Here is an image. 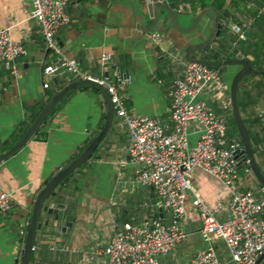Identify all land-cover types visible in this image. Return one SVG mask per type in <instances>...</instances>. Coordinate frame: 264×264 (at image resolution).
<instances>
[{
    "label": "crops",
    "instance_id": "obj_1",
    "mask_svg": "<svg viewBox=\"0 0 264 264\" xmlns=\"http://www.w3.org/2000/svg\"><path fill=\"white\" fill-rule=\"evenodd\" d=\"M156 1L73 0L68 8L70 23L55 35L59 49V54H55L45 49L37 25L29 19L31 0H0V30L8 28L10 37L26 50L24 57L15 60V75L0 68V156L11 149L24 134L27 121H33L55 95L80 82L56 79L50 81L47 89L42 88L43 68L57 55L74 61L92 77L111 81L119 74L128 77L130 84L123 91L125 107L134 114L170 125L167 91L187 62L185 48L208 38L212 18L208 10L224 26L207 51L199 50L196 55L223 62L222 84L221 88L205 89L200 99L226 119L231 109L229 87L240 70V66L228 62L239 58L264 71V15L255 17L261 0H162V4H174V17L182 29H189L198 20L196 30L185 33L174 26L163 8L157 9V21L154 20V10L149 14L147 5ZM252 18L245 38L238 39L245 41L241 52L234 53L238 44L237 39L232 41L236 35L231 26ZM152 34L158 36L156 41L150 38ZM104 55L109 56L105 64L101 60ZM252 75L240 81L237 100L241 118L250 123L252 132L263 134L264 126L256 113L264 111V74ZM107 114L106 102L98 89L75 86L55 104L36 135L0 162V189L11 195L14 204L9 213L0 214V264H20L35 201L44 188L48 196L58 185L59 182H53L54 176L92 142L103 128ZM188 131L192 146L198 139L196 125L191 123ZM102 139L78 169L77 175L82 178L73 176L52 200L53 207L63 204L61 212L67 220L56 223L48 214L43 217L41 231L34 238V264H81L83 254L89 255L87 264H107L104 256L91 253L108 244L110 224L139 223L152 213L149 204L154 202L155 194L134 182L127 134L114 112ZM192 185L209 205L229 201L228 190L204 172L193 173ZM235 188L260 194L251 174H240ZM192 199L193 195L188 193L186 213L181 220L186 238L169 254L160 256L159 264H190L193 256L206 248L208 242L199 232L200 221ZM226 216L221 212L217 219L223 221ZM52 225L58 226V230L52 231ZM212 246L222 264H233L221 240L214 239Z\"/></svg>",
    "mask_w": 264,
    "mask_h": 264
},
{
    "label": "built area",
    "instance_id": "obj_2",
    "mask_svg": "<svg viewBox=\"0 0 264 264\" xmlns=\"http://www.w3.org/2000/svg\"><path fill=\"white\" fill-rule=\"evenodd\" d=\"M73 0H31L29 19L38 32L47 51L59 54L56 33L70 23L68 8ZM264 13V0L255 17ZM254 17V18H255ZM248 19L232 25L237 39L244 38L254 21ZM153 41L158 36L152 34ZM24 46L9 35L8 28L0 30V68L16 74L15 60L24 57ZM105 64L108 55L101 59ZM63 79L91 80L101 86L109 96L119 124L127 134L128 161L133 166L134 182L150 188L155 194L152 213L139 223L110 224V239L105 247L92 252L104 256L107 264H159L158 258L169 254L187 236L181 227L188 193L193 195L192 206L197 210L200 234L207 246L197 252L190 264H222L212 242L221 240L233 264H255L264 253V188L260 194L250 189L239 190L237 169L241 162L251 174L248 161H243V147L239 140L227 134V120L216 114L200 99L210 86L221 88L222 71L195 62H184L183 71L167 91L170 125L147 115H137L124 105L123 91L130 79L122 74L111 81L92 77L81 71L72 60L62 56L43 68L42 88L50 81ZM256 117L264 126V111ZM196 125L198 139L189 144V125ZM195 171H201L218 180L229 192L226 204H207L192 185ZM120 176V173H117ZM14 204L9 193L0 189V214L9 213ZM221 212L227 214L217 219ZM159 214L162 216L159 217ZM89 255L83 254L80 263L87 264Z\"/></svg>",
    "mask_w": 264,
    "mask_h": 264
},
{
    "label": "water",
    "instance_id": "obj_3",
    "mask_svg": "<svg viewBox=\"0 0 264 264\" xmlns=\"http://www.w3.org/2000/svg\"><path fill=\"white\" fill-rule=\"evenodd\" d=\"M162 0H157L154 2L152 5H147L149 14H151V10L153 8L154 14L152 15L154 20L157 21V9L158 8H163L165 11L169 13V15L172 18V22L174 26L182 32H190L192 30H196V26L198 23V20H196L193 25L189 29H182L178 24L177 21L174 17V4H162ZM171 10V11H170ZM212 16L211 18V32L206 39L205 42L201 44H191L187 46L184 50V56L185 59L188 62H195L199 63L203 66L211 67V68H218V69H223L222 61H210L207 59V57L204 56H197L196 52L199 50L207 51V49L210 47L212 41L216 40L219 37L220 31L224 26L223 21L220 18H217L215 13L212 12L211 10H208ZM230 64H235L240 66V70L238 73L234 76V78L231 81L230 87H229V99H230V106H231V113L232 117L235 122L236 130L237 133L240 137V141L242 143L243 147V153L245 154V157L243 158V161H248V168L250 170L251 175L254 177L256 182L259 184V186L264 188V177L261 174V172L258 169V166L255 161V157L252 154L251 147H250V142H249V136H248V130L245 127V125L242 122L241 115L239 113L238 105H237V92L240 88V81L242 80L243 77L249 76L251 74H259L262 75L264 74V71L261 72H254L252 68L249 65V62H246L244 60H241L237 58L234 62H228ZM75 86H89V87H94L98 89L106 102L107 105V120L104 122L103 128L99 133L94 136L92 139V142L89 143V145L82 150L78 156L69 162L65 168L62 169V171L54 176L53 182H59L58 185L53 189V191L50 192L48 196H46V188L43 189V192L39 195L37 200L35 201V204L33 205L32 211L30 213L29 217V225L27 228V235L25 238L24 246L21 250V258H20V264H34L32 259L36 258V255L34 253V243H35V235L41 231V224H42V219L43 217L48 214L52 216V219L54 222L58 223L62 220L66 221L67 217L65 215H62L61 210L63 209V204H57L56 207L51 206V202L53 199L56 198V196L60 195L59 191L62 189L65 185L69 183V181L72 179L73 176L82 178L81 176L77 175L78 169L82 166L83 163H85L92 155L93 149L96 148L99 143L103 140V136L106 134L108 131L112 118H113V107L112 104L110 103V99L106 91L99 85H97L95 82L91 80H84L77 82L76 84H72L68 86L67 88L63 89L60 91L57 95H55L41 110V112L37 115V117L32 121L30 119L27 121L25 124L24 128L26 129L24 134L15 142L13 143L11 149L7 151L5 154L0 156V162L3 161L4 159L8 158L9 156L13 155L18 149L23 147L26 142L30 139H32L37 131L43 126L46 122V118L50 114V112L53 110L55 104L59 103V100L61 97L67 92L72 90ZM76 174V175H74ZM52 181L50 183H53ZM46 196V199L43 200V198ZM42 209V211H41ZM162 215L159 214V217ZM47 221L44 222V226L47 225ZM66 225H70V223H67ZM52 231H57L58 226L52 225L50 227ZM61 231H64L61 228ZM264 260V253L259 257L257 262L255 264H260L261 261ZM17 263V261H16ZM38 264V263H37Z\"/></svg>",
    "mask_w": 264,
    "mask_h": 264
},
{
    "label": "trees",
    "instance_id": "obj_4",
    "mask_svg": "<svg viewBox=\"0 0 264 264\" xmlns=\"http://www.w3.org/2000/svg\"><path fill=\"white\" fill-rule=\"evenodd\" d=\"M261 3H262V0H261ZM263 15L264 14H261L260 16L263 17ZM235 39H237V37L234 38L232 41H234ZM236 42L238 44L239 49L237 47L235 49L234 53L238 52V50H239V52H241L240 51V47H242V45H243V43L245 41H242V40H238L237 39V41H235V43ZM239 55L242 56V53H239ZM251 67H252V70L253 71H258L259 72V71H262L263 70V68H260L258 66H255L253 64L251 65ZM251 76H253V75L251 74ZM261 78L264 81V75H262ZM237 94H238V92H237ZM237 105H238V109H239V113H240V109L241 108H240L239 100H237ZM226 113H227V111H226ZM228 113H229L228 117H227V114L225 115L227 117L226 118L227 119V134H228L229 137H234V138H236L237 140L240 141V137H239V135L237 133L234 119H233V117L231 115V109H228ZM242 122H243V124L245 125V127L248 130V136H249V142H250V147H251L252 154L255 157V161H256V164L258 166L259 171L261 172V174L264 177V131L262 130L263 131V134L262 133L259 134V133L252 132L251 131L252 126H250V123L248 121L244 120V119H242ZM260 125H262L261 122H260ZM244 157H245V154L243 153V158ZM246 168H247V165L245 164V162H241L240 165H239V167H238V169H237L238 175L244 173Z\"/></svg>",
    "mask_w": 264,
    "mask_h": 264
},
{
    "label": "bare ground",
    "instance_id": "obj_5",
    "mask_svg": "<svg viewBox=\"0 0 264 264\" xmlns=\"http://www.w3.org/2000/svg\"><path fill=\"white\" fill-rule=\"evenodd\" d=\"M71 7V6H70Z\"/></svg>",
    "mask_w": 264,
    "mask_h": 264
}]
</instances>
